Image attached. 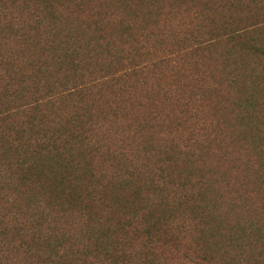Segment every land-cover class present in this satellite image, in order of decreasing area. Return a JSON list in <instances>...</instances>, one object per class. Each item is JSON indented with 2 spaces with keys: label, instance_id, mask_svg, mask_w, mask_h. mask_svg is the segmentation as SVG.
Segmentation results:
<instances>
[{
  "label": "trees",
  "instance_id": "1",
  "mask_svg": "<svg viewBox=\"0 0 264 264\" xmlns=\"http://www.w3.org/2000/svg\"><path fill=\"white\" fill-rule=\"evenodd\" d=\"M0 264H264V0H0Z\"/></svg>",
  "mask_w": 264,
  "mask_h": 264
}]
</instances>
